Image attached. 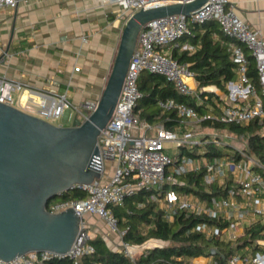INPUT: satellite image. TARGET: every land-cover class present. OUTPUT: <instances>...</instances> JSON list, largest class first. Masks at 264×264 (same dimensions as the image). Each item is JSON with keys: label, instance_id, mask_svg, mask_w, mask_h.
<instances>
[{"label": "built area", "instance_id": "1", "mask_svg": "<svg viewBox=\"0 0 264 264\" xmlns=\"http://www.w3.org/2000/svg\"><path fill=\"white\" fill-rule=\"evenodd\" d=\"M101 1L116 5L119 15L127 21L142 9L195 0ZM20 2L0 0V11L16 8ZM210 20L216 21L226 35L241 42L250 51L257 64L260 91L247 76L248 61L243 47L231 44L232 58L238 65V79L229 83L228 88L234 93L235 100H243L244 104L226 105L221 114L216 115L211 112L200 114L194 107L174 98L160 99L159 108L164 112L175 111L182 125L190 127V131L179 133L163 125L141 122L134 110L142 98L138 80L144 71L163 75L167 81L175 84L182 95L196 94L194 72L188 64H181L172 57V49L179 46L180 38L191 34L192 24ZM82 40L87 42L86 37ZM182 48L191 52L197 49L189 42ZM80 69L76 67L75 71L79 72ZM206 90L212 89L204 88L199 92ZM22 91L28 92L29 102L38 97L35 116L52 124L64 117L67 111L73 112L75 118L84 122L95 111L99 100L76 104L67 93L39 91L22 81L0 75V103L14 106V94ZM255 120L264 122V37L260 30H253L236 14L230 0H208L190 16L172 15L147 23L139 33L114 114L98 137V155L93 159V167L100 172V178L90 184L74 187L85 193L84 199H58L48 203L47 210L51 213L74 209L79 215V233L71 249L66 255L51 251L29 252L9 261L0 259V264H45L64 257L79 264L84 256L95 252L91 240L96 234L92 230L90 217H96L118 235L123 241L119 250L134 261L137 249L124 242L127 230L119 228L112 207L122 206L127 198L142 190L153 191L150 201L160 205L164 217L170 222L180 212L206 217L216 224L201 222L194 230L237 248L231 254H220L219 258L210 254L204 256L203 260L198 257L185 264H264V165L249 149H233L230 152L232 156L212 159L203 157L205 153L190 157L181 152L182 149L198 147V153L211 144L227 146L217 133L193 134V125L205 121L247 125ZM169 144L177 149L173 155L168 152ZM199 173H204L203 183L207 188L217 184L225 194L212 197L209 201L193 193L164 189L166 184L181 185L178 181L180 176ZM256 229H260V237L246 244L241 241L249 231Z\"/></svg>", "mask_w": 264, "mask_h": 264}, {"label": "water", "instance_id": "2", "mask_svg": "<svg viewBox=\"0 0 264 264\" xmlns=\"http://www.w3.org/2000/svg\"><path fill=\"white\" fill-rule=\"evenodd\" d=\"M207 2L134 13L122 31L97 108L84 122L75 118L70 126L55 125L0 103V259L9 261L29 252H69L79 233L80 217L74 209L51 213L47 206L75 186L100 178L93 167L98 137L114 114L139 33L153 20L190 16ZM9 48L0 54V63H5Z\"/></svg>", "mask_w": 264, "mask_h": 264}, {"label": "trees", "instance_id": "3", "mask_svg": "<svg viewBox=\"0 0 264 264\" xmlns=\"http://www.w3.org/2000/svg\"><path fill=\"white\" fill-rule=\"evenodd\" d=\"M191 34L178 40L179 46L172 49V57L181 64H188L195 74L199 89L216 87L229 95L228 85L238 79V65L234 63L230 51L231 44L243 47L247 55V76L260 91V81L257 64L250 51L234 38L226 35L219 24L214 21L192 24ZM189 42L197 47L194 52L183 49V45ZM139 89L142 98L138 101L134 110L141 122L152 125H163L169 130L182 125L181 119L175 111H162L158 106L160 99L174 98L180 103L194 107L203 114L209 107H215L217 102L223 100L214 92H196L191 96H185L178 92L174 83L166 80L163 75L144 71L139 80ZM203 104L200 105L199 101ZM200 128L214 130H228L238 136L248 138L249 151L264 165V122L252 121L247 125H235L224 123H212L205 121L198 124ZM198 148V147H197ZM197 148L193 150L183 149L182 153L197 157ZM209 159L231 155L222 147L213 144L203 148ZM204 173L188 174L178 177L181 185L166 184L164 189H174L184 193H193L202 199L211 200L225 194L217 184L206 187L203 183ZM153 191L142 190L133 197L127 198L122 206H114L113 213L118 219L121 230H127L124 242L135 246H142L150 238L163 242H171L165 247L146 249L135 255L134 261L119 249H113L103 236H96L91 240L95 252L84 256L79 264H185L191 259L215 254L216 258L222 253L231 254L237 248L231 243H224L217 239L207 238L202 233L196 232L195 227L201 222L215 223L206 217L180 212L173 222L164 217L156 203L150 201ZM85 193L80 190L65 192L59 198L61 200H81ZM216 224V223H215ZM224 226L225 224H220ZM149 230L145 233V228ZM260 229L249 231L241 238L245 244L250 240L260 237ZM243 243V244H244ZM45 264H75L69 259H55Z\"/></svg>", "mask_w": 264, "mask_h": 264}, {"label": "crops", "instance_id": "4", "mask_svg": "<svg viewBox=\"0 0 264 264\" xmlns=\"http://www.w3.org/2000/svg\"><path fill=\"white\" fill-rule=\"evenodd\" d=\"M230 1L236 14L264 37V0ZM126 22L116 5L101 0H21L16 8L0 11V54L10 47L5 63H0V75L39 91L67 93L76 104L97 100L110 75ZM83 37L87 42H83ZM76 67L81 68L79 72L75 71ZM194 87L198 92L201 90L197 81ZM208 88L212 90L207 92L216 93L223 102H217L204 113L220 115L226 105L232 104L231 100L233 104H244L243 100H235L229 88V95L216 87ZM38 100L34 97L29 102L28 92L22 91L14 94L13 105L36 115ZM70 119H75L71 111L61 118L63 122ZM189 128L180 125L173 130L186 133ZM201 129L216 131L208 127ZM196 134L204 135L200 130ZM203 150L197 154L203 155ZM89 220L96 234L95 224L101 221L96 217Z\"/></svg>", "mask_w": 264, "mask_h": 264}, {"label": "rangeland", "instance_id": "5", "mask_svg": "<svg viewBox=\"0 0 264 264\" xmlns=\"http://www.w3.org/2000/svg\"><path fill=\"white\" fill-rule=\"evenodd\" d=\"M230 103L233 104V101L231 100ZM72 121L73 120L70 119L68 121L66 120L63 122L61 119H59V120H55L54 123L57 125H59V124L69 125V124H72ZM61 122H63V123H61ZM199 130L204 135L214 134V133H217L218 135H220V138L222 139L223 143L225 145H227V146L222 147V148H224L228 152H232L233 149H247L248 148V138L245 136L235 135L233 133H230L228 130H225V131L204 130V131H202V129L199 127V125H193V127H192V133L193 134L198 133ZM168 147H169L168 152L171 155H173L174 152L177 150V149H175L176 147L173 144H169ZM108 167H110V164ZM58 199L59 198H55L52 200V202L57 201ZM95 225H96V232L98 233V235H102L106 239V242L110 245V247H112L113 249H122V242L123 241L118 235L112 233L103 222H97ZM148 230H149V227L145 228V233ZM169 245H171V242H163V241H160V240H157L154 238H150L142 246H135L134 245L133 248L137 249L135 254H138V253H140L146 249H153L156 247H165V246H169Z\"/></svg>", "mask_w": 264, "mask_h": 264}]
</instances>
